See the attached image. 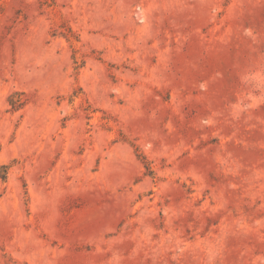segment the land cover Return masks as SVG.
<instances>
[{
	"label": "rangeland",
	"instance_id": "1",
	"mask_svg": "<svg viewBox=\"0 0 264 264\" xmlns=\"http://www.w3.org/2000/svg\"><path fill=\"white\" fill-rule=\"evenodd\" d=\"M0 264H264V0H0Z\"/></svg>",
	"mask_w": 264,
	"mask_h": 264
}]
</instances>
